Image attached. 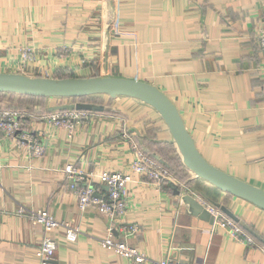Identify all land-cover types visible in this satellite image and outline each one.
I'll use <instances>...</instances> for the list:
<instances>
[{
  "label": "crops",
  "instance_id": "crops-1",
  "mask_svg": "<svg viewBox=\"0 0 264 264\" xmlns=\"http://www.w3.org/2000/svg\"><path fill=\"white\" fill-rule=\"evenodd\" d=\"M262 20L264 0H0V72L116 76L151 83L178 108L208 162L264 189ZM25 48L36 53V60L21 71ZM76 103L94 108L76 109L85 115L72 138L43 118ZM0 108L19 110L21 130L31 139L21 144L0 131V264L38 261L43 226L18 215L21 207L46 209L79 230L73 243L65 239L62 227L49 233L56 249L48 264H139L102 245L110 228L114 239L147 256L141 264L163 259L264 264V211L186 169L165 124L149 105L127 96L0 92ZM125 130L173 168L175 183L159 184L130 171L132 151L122 136ZM34 142L42 148L39 156L31 155ZM67 165L84 173H130L125 215L112 221L95 205L80 210L64 174ZM107 191L98 184L95 195L104 200ZM186 192L226 207L248 233L259 235L254 236L256 244H242L223 226L194 215L182 200ZM123 224L138 230L124 237L119 230Z\"/></svg>",
  "mask_w": 264,
  "mask_h": 264
},
{
  "label": "built area",
  "instance_id": "built-area-1",
  "mask_svg": "<svg viewBox=\"0 0 264 264\" xmlns=\"http://www.w3.org/2000/svg\"><path fill=\"white\" fill-rule=\"evenodd\" d=\"M258 44L264 52V20L261 22L258 34ZM35 60L36 53L33 50L28 48L23 49L19 58L20 70L23 71L26 65L34 63ZM84 115V112L71 108L48 113L44 115L43 118L53 124L56 128L65 129L67 136L72 138L75 132V124ZM21 116L22 113L19 110L0 108V131L3 130L5 136L16 139L21 144H24L25 142L29 143L31 139L28 134L23 133L21 130ZM122 136L128 141L129 148L132 151L130 171L133 174L145 176L159 184L162 181L172 183L177 181V178L172 174L169 167L143 149L129 132L126 130L123 131ZM34 144L35 145L31 147V155H41L43 152L42 148L36 145L35 142ZM64 174L65 177L71 181L70 188L78 198L77 205L80 210H84L89 205H95L101 213L107 215L112 221L114 218H120L127 212L128 183L132 181L130 173L118 170L103 171L100 173H84L74 168L72 165H67L64 168ZM98 184H103L107 187V197L104 200L98 199L95 195L96 190L98 189ZM196 199L208 210L213 218L212 221L214 224L226 228L232 238L248 246H254L256 244L255 237L241 227L238 222L223 213L219 206L212 204L203 198ZM17 214L28 216L32 221L40 223L43 226L45 234L36 251L38 260L36 264H48L52 260L56 249V242L49 233L54 229L62 227L64 229L65 239L72 243L76 240L79 233V230L76 227L69 225L65 221L57 220L46 209L26 210L21 207L17 210ZM119 230L124 237H127L135 234L138 227L136 225L123 224L119 227ZM111 231L112 229L110 228L106 236L101 240L104 247L114 248L121 256H124L135 263L141 264L148 260L147 256L140 252L136 247L129 245L126 241L114 239ZM154 264L178 263L163 259Z\"/></svg>",
  "mask_w": 264,
  "mask_h": 264
},
{
  "label": "water",
  "instance_id": "water-1",
  "mask_svg": "<svg viewBox=\"0 0 264 264\" xmlns=\"http://www.w3.org/2000/svg\"><path fill=\"white\" fill-rule=\"evenodd\" d=\"M0 92L61 98H79L89 95H107L111 98L127 96L140 100L158 113L186 169L218 189L245 200L264 211V189L239 179L208 162L196 147L178 108L163 91L151 83L116 76L49 78L32 77L22 73L0 72ZM69 108L90 109L94 107L76 103L75 105L70 104ZM182 200L189 206L194 215L212 222L213 218L208 210L193 194L186 192L183 194ZM219 208L227 216L249 230L226 207L219 206ZM252 234L257 238L259 237L256 233Z\"/></svg>",
  "mask_w": 264,
  "mask_h": 264
},
{
  "label": "trees",
  "instance_id": "trees-1",
  "mask_svg": "<svg viewBox=\"0 0 264 264\" xmlns=\"http://www.w3.org/2000/svg\"><path fill=\"white\" fill-rule=\"evenodd\" d=\"M7 107H10V106H7ZM162 162H163V161H162ZM163 163H165V162H163ZM165 164L167 165L168 163H165ZM167 166H168L169 169L171 170L172 167H171L169 164H168ZM172 169H173V168H172ZM171 172H172V170H171ZM172 174L175 176V174H174L173 172H172Z\"/></svg>",
  "mask_w": 264,
  "mask_h": 264
}]
</instances>
